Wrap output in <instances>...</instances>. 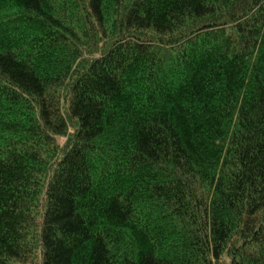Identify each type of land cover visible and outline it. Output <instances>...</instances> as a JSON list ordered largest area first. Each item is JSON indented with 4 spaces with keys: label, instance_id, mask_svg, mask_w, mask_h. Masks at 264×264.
<instances>
[{
    "label": "trees",
    "instance_id": "16d2710c",
    "mask_svg": "<svg viewBox=\"0 0 264 264\" xmlns=\"http://www.w3.org/2000/svg\"><path fill=\"white\" fill-rule=\"evenodd\" d=\"M0 264H264V0H0Z\"/></svg>",
    "mask_w": 264,
    "mask_h": 264
},
{
    "label": "rangeland",
    "instance_id": "374dc122",
    "mask_svg": "<svg viewBox=\"0 0 264 264\" xmlns=\"http://www.w3.org/2000/svg\"><path fill=\"white\" fill-rule=\"evenodd\" d=\"M61 141L63 140V138L60 139Z\"/></svg>",
    "mask_w": 264,
    "mask_h": 264
}]
</instances>
